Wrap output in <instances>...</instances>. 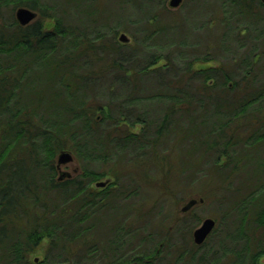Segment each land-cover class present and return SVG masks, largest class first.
I'll use <instances>...</instances> for the list:
<instances>
[{
	"label": "trees",
	"instance_id": "trees-1",
	"mask_svg": "<svg viewBox=\"0 0 264 264\" xmlns=\"http://www.w3.org/2000/svg\"><path fill=\"white\" fill-rule=\"evenodd\" d=\"M168 2L0 0V264H264V80L254 67L264 56V4ZM20 7L36 19L21 25ZM219 20L227 30L215 37ZM245 20L252 44L240 64H226L247 48ZM61 151L82 163L63 179ZM157 169L169 187L177 176L214 187L202 199L223 208L216 249L201 253L208 241L194 243L185 216L158 247L139 251L154 232L124 221L150 211L128 198ZM108 176L105 188L93 186ZM123 232L132 237L126 257ZM45 239L46 256L30 261Z\"/></svg>",
	"mask_w": 264,
	"mask_h": 264
},
{
	"label": "rangeland",
	"instance_id": "rangeland-1",
	"mask_svg": "<svg viewBox=\"0 0 264 264\" xmlns=\"http://www.w3.org/2000/svg\"><path fill=\"white\" fill-rule=\"evenodd\" d=\"M133 11H134L133 9H130L129 12L125 11V14L123 13L122 16L127 17L129 15V13H132ZM193 13H194L193 17L196 15V17L202 18V16H203L202 10H200L199 13L198 12H193ZM136 14H138V13H136ZM115 18H116V21H120V18L117 15L115 16ZM187 21H189V20L187 19ZM195 21L199 22L198 20H195ZM251 23H252V21H249V20L246 21L245 20L244 22L242 21V23L240 24L242 27L244 25L245 26L248 25L249 30H250L248 32V34L246 33L248 36L247 41H246L247 48L246 49L240 48V53H239L240 55L236 56V58L234 60H232L230 57H227L226 59L223 58L224 60H222V61L224 63H226V64H228L229 62H233V64H240L241 63V58H243L245 56V54L247 53L246 50H248V48L252 44L251 41H253V39H254L255 33L254 32L252 33L251 28L253 27V25H251ZM234 24L236 25L235 22H234ZM187 25H188V22H187ZM261 25H262L261 28H264V22H262ZM259 26H260V24H259ZM213 28H215V29H213V31L215 32V37L221 36L227 30L226 27L222 26L220 20H219V22L216 21L215 25H213ZM174 30H176V28ZM169 31L171 32V34L168 35V37H171L173 35L172 34L173 29H171ZM121 33H125V32H121ZM244 34L245 33L243 32L240 35L243 36ZM127 35L130 37L129 34H127ZM129 43H131V42H129ZM233 50H234V48H233ZM259 51L260 50L258 49V52ZM209 64H210V66L218 67L220 63L210 61ZM254 67L258 73V78L261 81H263L264 80V56L263 55H261L260 60L254 65ZM259 69H261V70H259ZM239 71H241V74L239 76H237L235 79H239V78L243 77V75L246 73L243 70H239ZM251 77H253V75H251ZM132 131L134 133L138 134L141 131V126L135 125L132 128ZM262 150H264V148ZM176 152L177 151L175 150V152H174L175 154L172 156H173V158L175 156L176 157L175 159L178 162L180 160V155L178 152H177L178 154H176ZM263 155H264V151H262L260 156L263 157ZM173 158H171V160H173ZM56 160H57V158H56ZM223 161H225V160H222V162ZM81 165H82V163H80V161L78 162V160L74 159L71 163L63 165L61 167V170L64 172H70L73 174L74 173L73 170L74 169L80 170ZM204 166H207V165H204ZM231 166H232V164H231ZM90 167H91V169H98L99 171H103V168L101 167V165H99V166L98 165H91ZM153 175H154V178L156 177L155 178L156 180L155 179L150 180L148 182V184H145V183L142 184L143 194L141 196H138V197L137 196H131L128 198L129 204H130L129 206L137 207L140 204H142L143 210L145 212L150 211L149 214L146 215L145 218H143L142 220L136 219L134 212L130 211L128 214L129 216H127L126 221H124V225L126 226V229H127L129 224H132V229H134L138 226H140V227L144 226L146 228L145 235H148L149 233L154 232L153 235L148 237V239H147L148 241L146 240L143 244H141L139 251L142 250L141 252H149V251H152L153 249H155L156 247H158V244H156V243L157 242L161 243V241L164 237V234H165V233L162 234V232H165L166 228L168 229L169 227H172L170 229L174 231V228H175L174 220H176L178 218L182 219L185 216H186L185 221H184L185 226H191V225L194 226V229L192 231V236H193V232L202 224V222L205 219L212 218L216 221V226H215L216 231L212 232L213 234L211 233L210 236L207 238L209 240H206L205 243L208 241V243H207L208 246L206 248H204V250H202L201 253L209 251V249L211 250V248L216 249L217 246H219L220 241L222 239H224V236L226 234V226L223 223V220L221 219L223 208L219 205L218 201L210 199V201L204 202V200L202 199V196H203V194H205L206 191H210V190L214 189V187L210 184V182L202 180V179H197V180L193 181V183H191L192 181L188 182L184 179L178 180L179 177L177 176L178 178L175 177V180H173L172 185H170L172 193H173V194H171L169 191H167V189L168 190L170 189L169 182L167 180H163V181L158 180V176H159L158 175V169H157V171L154 172V174H152V176ZM241 179L242 178L232 179L231 180L232 186L234 188H237L239 186H241L243 188V186L241 185V182H242ZM104 180H110V183H112V179L110 178V176L105 177L102 181H104ZM166 185H167V187H163ZM93 186L95 187V185H93ZM207 189H209V190H207ZM225 193H226V190L224 188H222V190L220 192H218L217 194H218V196H222ZM192 199L197 200L198 203L192 209H190V211L188 213L183 212L182 208ZM200 200H203V202H200ZM196 217H199V219H196ZM215 217H217L218 219H216ZM158 224H161V225L159 226ZM228 224H229V220H227V225ZM153 227H157V228H153ZM130 235L126 236L125 232H123V236L126 238V239L122 240L124 243L123 256H125V257H126V247L132 239V237ZM109 236H107L108 239H109ZM48 245H49V242L47 239H45L40 244V246L29 256V260L34 261L35 258L43 259L46 256ZM198 246H200V245H198ZM121 251L122 250H119V252H121ZM136 253H137V251H133L130 254L134 255ZM262 262H264V259H262ZM97 264H103V262H98Z\"/></svg>",
	"mask_w": 264,
	"mask_h": 264
},
{
	"label": "water",
	"instance_id": "water-1",
	"mask_svg": "<svg viewBox=\"0 0 264 264\" xmlns=\"http://www.w3.org/2000/svg\"><path fill=\"white\" fill-rule=\"evenodd\" d=\"M184 0H169L168 7L170 9H178L182 4ZM261 2L264 4V0H261ZM37 17V12L26 8V7H20L16 11V18L18 22L26 26L30 24L32 21H34ZM119 41L122 43H129L131 42V38L126 33H121L119 36ZM74 160V156L69 151H61L57 157V166L59 170L63 165H66L68 163H71ZM70 172H64L60 171V179H63L65 176H70ZM110 183V180H104L99 181L95 184L96 188H105ZM200 202H203V200H200ZM197 200H190L183 208V212H187L190 209H192L196 204ZM216 226V221L212 218L205 219L202 224L193 232V241L196 245H202L205 243L207 238L210 236V234L213 232L214 228ZM42 259L35 258L34 262L38 263Z\"/></svg>",
	"mask_w": 264,
	"mask_h": 264
},
{
	"label": "flooded vegetation",
	"instance_id": "flooded-vegetation-1",
	"mask_svg": "<svg viewBox=\"0 0 264 264\" xmlns=\"http://www.w3.org/2000/svg\"><path fill=\"white\" fill-rule=\"evenodd\" d=\"M60 171H61V169H60ZM73 172L75 173L76 172V169H74ZM71 175H72V173H71Z\"/></svg>",
	"mask_w": 264,
	"mask_h": 264
}]
</instances>
